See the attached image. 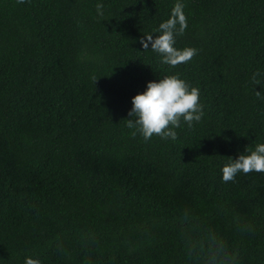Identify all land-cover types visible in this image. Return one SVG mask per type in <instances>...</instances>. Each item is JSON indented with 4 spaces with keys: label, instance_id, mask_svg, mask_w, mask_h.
<instances>
[{
    "label": "trees",
    "instance_id": "obj_1",
    "mask_svg": "<svg viewBox=\"0 0 264 264\" xmlns=\"http://www.w3.org/2000/svg\"><path fill=\"white\" fill-rule=\"evenodd\" d=\"M176 2L0 0V264H207L216 241L264 264V173L222 179L264 143V0H180L198 52L172 68L140 39ZM176 73L202 120L133 137L132 97Z\"/></svg>",
    "mask_w": 264,
    "mask_h": 264
},
{
    "label": "clouds",
    "instance_id": "obj_2",
    "mask_svg": "<svg viewBox=\"0 0 264 264\" xmlns=\"http://www.w3.org/2000/svg\"><path fill=\"white\" fill-rule=\"evenodd\" d=\"M25 0H18L24 3ZM103 4L97 3L96 10L103 17ZM184 4L177 0L171 10L170 18L162 22L153 33L141 37L140 43L144 50L149 49L160 54L161 63L172 68L189 62L198 50L192 47L176 48V37L184 34L188 27ZM95 82L97 79L93 77ZM255 79V77H253ZM260 93L257 92V96ZM132 108L128 113L131 119H126L127 127L134 129L131 135L137 132L144 141H149L153 136L175 141L178 133L175 129L181 126L183 120L189 128L194 122H200L204 116V108L200 103L199 89L191 86L180 77L179 73L164 75L157 80L147 83L146 90L132 97ZM264 173V143H258L254 149L247 147L238 158H230L222 168L223 182L234 181L240 172ZM234 257L227 251L222 241H216L214 248L209 251L207 264H231ZM25 264H41L38 259L31 256L25 258Z\"/></svg>",
    "mask_w": 264,
    "mask_h": 264
}]
</instances>
